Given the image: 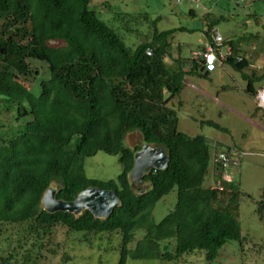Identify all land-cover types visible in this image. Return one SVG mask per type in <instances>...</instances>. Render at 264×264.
<instances>
[{
	"label": "trees",
	"instance_id": "obj_1",
	"mask_svg": "<svg viewBox=\"0 0 264 264\" xmlns=\"http://www.w3.org/2000/svg\"><path fill=\"white\" fill-rule=\"evenodd\" d=\"M90 3L0 0V99L8 109L14 105L17 119L23 120L10 137L0 133V222L120 232L124 248L119 264H125L127 255L173 261L196 250L214 260L226 243L241 239L240 190L234 181L220 180L221 188L204 186L211 147L204 135L180 131L176 111L168 105L180 95L187 74L207 72L203 60H187L190 70L184 69L182 58L171 66L165 62L177 29L155 31L151 41L132 49ZM227 44L233 55L226 62L238 70L249 66V60L237 54V45L224 41ZM31 60L47 64L49 76H41L38 95L23 80L40 79ZM244 78L249 80L246 92L255 96L253 83L264 76ZM132 131L141 133L143 144L163 147L169 156L168 167L151 170L143 186L129 178L135 153L143 145L125 144ZM99 151L120 154L123 171L116 179L87 176L84 159ZM54 184L58 199L72 201L93 186L116 191L121 203L105 219L88 210L78 216L49 213L42 198ZM174 188V210L154 223L156 203ZM140 229H145L144 237L129 250L127 244ZM173 239V249L162 243Z\"/></svg>",
	"mask_w": 264,
	"mask_h": 264
},
{
	"label": "rangeland",
	"instance_id": "obj_2",
	"mask_svg": "<svg viewBox=\"0 0 264 264\" xmlns=\"http://www.w3.org/2000/svg\"><path fill=\"white\" fill-rule=\"evenodd\" d=\"M90 6L132 49L151 41L155 31L177 29L170 38V53L164 58L170 66L182 58L184 69L190 70L191 61L187 60L211 42L215 32L225 41H233L237 54L249 60L243 70L225 62L206 69L208 74L201 70L187 74L180 95L168 104L176 111L180 131L207 138L211 163L205 187L220 184L213 171L217 151L232 150L240 157V165L232 168V173L240 190L241 239L226 243L214 260H207L204 250H196L173 261L127 255L125 264H264V109L246 92L249 80L244 78V74L253 73L264 76V0H91ZM223 46L225 52L227 47ZM30 62L39 70L40 79L23 80L38 95L42 77L49 76L47 64ZM253 84L255 89L261 88L264 78ZM1 100L0 133L8 138L23 120L17 119L14 105L8 109ZM125 144L141 146V133H128ZM84 165L87 176L99 180L116 179L123 171L120 154L104 151L86 157ZM177 191L174 188L156 203L154 223L174 210ZM145 233V229L137 230L127 248L135 249ZM162 243L173 249L175 240ZM123 248L120 232L71 231L62 224L47 230L33 222H0V264H119Z\"/></svg>",
	"mask_w": 264,
	"mask_h": 264
},
{
	"label": "water",
	"instance_id": "obj_3",
	"mask_svg": "<svg viewBox=\"0 0 264 264\" xmlns=\"http://www.w3.org/2000/svg\"><path fill=\"white\" fill-rule=\"evenodd\" d=\"M169 156L163 147L151 144H143L142 148L135 153L134 166L130 172V181L133 185L143 184L144 176L153 169L164 170L168 167ZM58 189L50 186L44 193L42 204L44 210L49 213L59 211L82 214L84 210L90 211L96 218H108L117 208L121 201L114 190L89 187L79 193L76 199L66 201L57 198Z\"/></svg>",
	"mask_w": 264,
	"mask_h": 264
},
{
	"label": "built area",
	"instance_id": "obj_4",
	"mask_svg": "<svg viewBox=\"0 0 264 264\" xmlns=\"http://www.w3.org/2000/svg\"><path fill=\"white\" fill-rule=\"evenodd\" d=\"M178 2L180 0H177ZM224 41L225 39L219 32H215L212 41L206 46L193 52V58H199L203 60V64L206 69L212 68L214 65H223L229 56L233 55L232 46L228 45L227 50L224 52ZM223 46V47H222ZM147 55H152L153 51L151 48L146 50ZM240 59V58H239ZM256 101L259 108L264 109V87L258 90L256 95ZM240 157L237 153L232 150H221L217 151L214 157V163L217 164V168L214 173L219 180L232 182L233 173L232 168L240 165ZM213 188L221 186L213 185Z\"/></svg>",
	"mask_w": 264,
	"mask_h": 264
},
{
	"label": "clouds",
	"instance_id": "obj_5",
	"mask_svg": "<svg viewBox=\"0 0 264 264\" xmlns=\"http://www.w3.org/2000/svg\"><path fill=\"white\" fill-rule=\"evenodd\" d=\"M261 88H262V87H261ZM261 88H260V89H261ZM258 90H259V89H258ZM257 93H258V91H257ZM256 95H257V94H256ZM256 95H255V98H256ZM256 102H257V101H256ZM218 181H219V179H218Z\"/></svg>",
	"mask_w": 264,
	"mask_h": 264
},
{
	"label": "crops",
	"instance_id": "obj_6",
	"mask_svg": "<svg viewBox=\"0 0 264 264\" xmlns=\"http://www.w3.org/2000/svg\"><path fill=\"white\" fill-rule=\"evenodd\" d=\"M262 87H264V85L262 86ZM260 89V88H259ZM258 90V89H257Z\"/></svg>",
	"mask_w": 264,
	"mask_h": 264
}]
</instances>
